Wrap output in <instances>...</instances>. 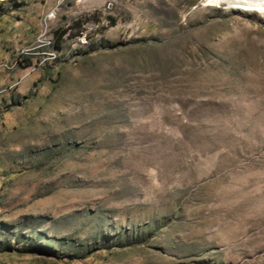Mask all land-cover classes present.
I'll return each instance as SVG.
<instances>
[{
    "label": "rangeland",
    "instance_id": "1",
    "mask_svg": "<svg viewBox=\"0 0 264 264\" xmlns=\"http://www.w3.org/2000/svg\"><path fill=\"white\" fill-rule=\"evenodd\" d=\"M96 1L30 7L22 25L21 3L0 2V264H264V14ZM219 17L239 34L211 53L193 35ZM139 47L145 69L177 78L185 128L125 125L121 71L109 84L88 60ZM140 153L156 176L189 178L131 181L124 157Z\"/></svg>",
    "mask_w": 264,
    "mask_h": 264
},
{
    "label": "crops",
    "instance_id": "2",
    "mask_svg": "<svg viewBox=\"0 0 264 264\" xmlns=\"http://www.w3.org/2000/svg\"><path fill=\"white\" fill-rule=\"evenodd\" d=\"M68 1L69 0H14L15 5L16 3H21V5L16 6L23 7L22 9H24V17L17 19L16 22L22 25L23 22L31 20L28 17L30 13L28 8L30 7H34L32 10L34 15L44 17L57 5L59 6L64 3L69 7ZM101 4L99 0L96 1L97 6H101ZM162 16L169 19L166 23L171 27V29L168 30H172L173 15L166 13ZM226 22V19L222 17L210 20V22H208V28L194 31V43H198L199 45L203 44V48L212 53L213 50L218 47L217 40L219 38L235 37L239 34L236 29H230ZM20 26L15 30L17 34H21L24 37L35 35L36 30L22 29ZM169 32L172 34V31ZM176 42L177 38L171 36L169 39L154 45V48L163 50V48L166 49L170 47L172 49ZM141 48L142 47H139L138 50L140 51ZM135 54L132 55L130 51L123 49L119 53L114 50L110 51L99 58L88 57L91 65L98 62L107 63L106 68L108 71L107 77L109 84L115 83L116 70L121 71L119 74L122 79L121 81H117V84L122 85L123 88L122 90L120 88L117 89L116 91L118 94L116 96H111L110 101L113 106L116 102L117 106L119 104V106L121 105L123 107L124 124L128 127H133V125L136 126L139 129V134L145 135L148 139L151 138L152 135L157 136L158 134H163L166 130L168 133L172 127L178 130L179 127L183 125V128H185L187 125H185L186 123L180 120V118L187 115L185 111H189V108L185 110V106H181L184 110L180 113V101L176 89L178 83L177 78H174L168 73L153 70L148 71L143 65L147 61V58L141 54V51L138 55ZM121 91L125 93H119ZM126 91L128 92L126 93ZM111 92L114 93V89L110 91L107 90L108 94H111ZM184 102L186 101H183V103ZM184 105H186V103ZM191 110L194 112L193 106ZM109 116L114 120L113 113ZM113 123L114 122H112V124ZM137 156L138 161L136 160ZM142 156L143 155L140 153L138 155L129 154L124 157V165L130 167L132 171L131 181H185L189 178H172L169 176L163 178L158 177L156 174L152 173L153 168H143ZM151 156L159 157L160 155H150L149 157ZM168 157H170V155H168Z\"/></svg>",
    "mask_w": 264,
    "mask_h": 264
},
{
    "label": "bare ground",
    "instance_id": "3",
    "mask_svg": "<svg viewBox=\"0 0 264 264\" xmlns=\"http://www.w3.org/2000/svg\"><path fill=\"white\" fill-rule=\"evenodd\" d=\"M5 1L9 0H0V2ZM203 2L206 4H225L230 10L243 14H264V0H203Z\"/></svg>",
    "mask_w": 264,
    "mask_h": 264
},
{
    "label": "built area",
    "instance_id": "4",
    "mask_svg": "<svg viewBox=\"0 0 264 264\" xmlns=\"http://www.w3.org/2000/svg\"><path fill=\"white\" fill-rule=\"evenodd\" d=\"M77 2H83V1H85V0H76ZM55 12H56V10L54 9V10H52L50 13H49V15L47 16L48 18H52L53 16H54V14H55ZM45 31L44 32H42L40 35H39V37H41V38H43L44 36H45ZM46 42V41H45Z\"/></svg>",
    "mask_w": 264,
    "mask_h": 264
}]
</instances>
